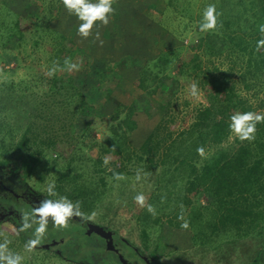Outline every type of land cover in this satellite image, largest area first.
Here are the masks:
<instances>
[{
    "label": "trees",
    "instance_id": "trees-1",
    "mask_svg": "<svg viewBox=\"0 0 264 264\" xmlns=\"http://www.w3.org/2000/svg\"><path fill=\"white\" fill-rule=\"evenodd\" d=\"M210 4L216 6L219 14L217 29L203 32L189 43L170 42L158 49L157 54L145 60L141 75L134 81L137 87L151 93L168 80L172 87L176 83L177 90L181 79L189 81L192 77L201 93V103L193 109L189 122L177 124L172 115L163 113L141 144L133 146L130 135L137 127L134 115L139 107L121 104L105 112L108 92L120 79L117 66L108 67L105 60L86 52L51 26L60 14L62 0H27L21 11H15L8 0H0V56H5L0 57V63L13 62L17 67L31 48L42 52L48 64L46 69L26 64L31 70L30 80H8L1 86L4 84V90H42L54 98L51 105L43 103L42 110L35 112L24 126H11L0 119V209H11L13 202L33 208L27 195L31 193L27 178L48 150L56 154L54 160L61 165V171L53 183L58 195L47 194L45 199L66 196L73 202L80 201L81 209L89 210L100 195L99 187L105 186L106 176L115 179V173L130 175L138 171L136 166L140 171L157 169L155 189L159 196H154L158 201L162 196L167 203L178 204V212L169 214V223L175 219L174 225L180 227L183 221L179 222L178 216L182 212L189 227L196 225L194 233L203 236L201 245L210 242L220 248L222 244L256 237L263 239L260 247L264 249V123L257 124L252 142H242L236 136L229 139L232 115L248 111L264 114V48L256 51L257 41L264 38L259 32V26L264 25V0H199L194 16L192 9L187 8L198 30ZM183 29L180 32L186 31ZM140 39L138 52L145 54L148 46H141L144 39ZM222 54L229 59V71L219 70L214 63ZM69 56L79 65L78 71L66 70ZM54 67L55 74L48 75ZM173 67L175 74L169 72ZM234 71L238 72L236 79ZM106 80L113 82L107 84ZM98 91L106 93V99L96 97ZM70 105L73 109L63 113ZM163 105L171 107L172 103L169 99ZM102 112L101 119L111 124L108 134L97 142L99 157L93 159L89 176L85 168L75 166L70 153L82 147L86 136L91 135L92 121ZM5 115L9 119L10 112ZM68 124L69 133L77 138L72 143L65 139ZM201 146L209 151L204 157L197 153ZM105 158L108 165L104 164ZM97 173L103 174L95 179ZM21 216L22 213L16 214L9 220L16 237L26 244L34 238L33 230L19 232ZM69 223L73 229L66 231L69 236L64 237L62 244H41L36 249H50L68 264H99V247L115 253L114 247L119 246V251L129 249L136 254V247L127 239L104 230L86 215L74 217ZM53 226L50 220L47 228ZM63 244L66 252L60 248ZM257 249L256 258L263 257L264 251L258 253ZM138 256L151 261L147 256ZM103 258L104 255L100 259ZM114 261L108 264H120Z\"/></svg>",
    "mask_w": 264,
    "mask_h": 264
},
{
    "label": "rangeland",
    "instance_id": "rangeland-1",
    "mask_svg": "<svg viewBox=\"0 0 264 264\" xmlns=\"http://www.w3.org/2000/svg\"><path fill=\"white\" fill-rule=\"evenodd\" d=\"M26 1L8 0L15 11H21ZM167 1L115 0L113 4L115 11L109 17V24L102 26L100 22H97L93 28L95 33L98 31L100 34L98 40L93 37L96 34L90 35L86 39L78 35V27L81 22L75 15L66 10L63 3L59 16L51 23L52 27H55L67 38L72 39L78 46L83 47L86 52L105 60L108 67L117 66V74L120 79L115 83L114 89L108 92L110 97L106 99L107 95H105L106 93L103 94L102 91H98L100 94L96 97L106 99L105 112L116 106H121V104L129 105L131 103L137 108L139 107L134 115L137 127L130 135V142L133 146L141 144L163 113L172 115L177 120V124H181L184 120L189 122L193 109L202 101L199 91L196 96L192 95L191 88L194 84L192 77L188 79L189 81L181 79L177 85V90H174L176 83L173 84V87L169 85L172 84L170 80L151 93L150 90H143L134 84V81L141 75V68L145 60H149L150 57L157 54L158 49L170 42H176L180 45L179 42L183 40V44L189 43L203 33L198 30L196 22H191V16L187 11V8H191L192 16H194L199 8V0H172L170 3ZM92 2L95 3L96 0H92ZM184 27L186 31L180 32ZM101 33L103 34L101 35ZM137 37L139 38L134 41ZM140 38L144 39L140 45L144 46L146 43L148 46L145 54L138 52L140 47L137 46V42L141 40ZM101 41H103L102 44ZM129 48H132L133 52H129ZM28 50L27 56L19 62L17 67L13 62L7 65L0 63V119L8 122L11 126L12 124L24 126L35 112L42 110L43 105H51V100L54 102V98H49V93H44L42 90H19V88L4 90V84L1 86V82L8 80L15 82L22 79L30 80L31 70L25 67L26 64L38 65L41 69L47 68L46 56L42 52H33L31 48ZM0 57L5 58L3 53ZM1 58L0 60H2ZM66 60L74 63L71 56ZM214 63L217 64L219 70H230L231 64L224 54L215 59ZM89 72L86 71L85 73ZM169 72L175 74L176 69L170 68ZM237 74L238 72L234 71L233 78L236 79ZM112 82V80H106L107 84ZM169 99L172 106H164L163 104L167 103ZM70 106L69 108L65 107L63 113L72 110L73 106ZM8 112H10L9 119L5 117V113ZM101 116H103V112L98 113L92 121L91 135L86 136L82 147L70 153L76 161L75 166L85 168L89 176H91L92 161L97 158V153L100 151L97 142L102 141L104 136L108 134V128L111 124L101 119ZM115 123L116 121L113 122V124ZM69 126L70 124L67 126L65 139L72 143L77 138L69 133ZM71 126L72 130L76 132L74 125ZM234 136L235 134L232 133L229 138L230 141ZM208 153L209 151H205V154ZM101 155L103 154L100 153ZM55 158L56 154L53 152L48 150L43 152L31 175L27 178L31 193L38 198H45L48 194V186L54 183L61 171V165L56 163ZM135 168L140 171L138 166ZM156 172L157 169L140 171L141 179L139 181L136 180L137 171L130 175L123 174L126 177L123 180L106 176V184L104 187H99L101 192L92 202V208L89 210L81 209L86 218L91 216L93 212L95 213L92 219L87 218L89 221L102 226L104 230H110V233L120 235L136 247V254L129 249L127 252L119 251V246L114 247L115 253H108L105 251L106 247L104 249L99 247L102 250H99L101 253L96 254L99 256L97 260L99 264L112 263L114 260H118L120 264H155L152 260L164 264H264V256L256 258L255 255L257 248L258 253L264 251L260 247L263 243L261 238L240 239L231 244H222L220 248H217V244L210 242L201 245L200 239L203 236L200 232L194 233L196 225H190L191 228L185 230L174 225L175 219L170 221L172 224L169 223V214L178 212V209L176 210L178 204L167 203L162 196L160 201L155 197L159 196L155 189ZM97 174L94 175L95 179L103 173ZM141 193L146 197V205L150 204L155 208V216L148 212L147 206L140 207L135 202L134 197ZM20 204L15 202L10 204L16 210L17 215L27 212ZM178 221L180 222L179 219ZM69 224L66 229H57L54 226L52 229L47 228L42 244L46 246L62 244L64 237L68 238L69 236L66 231L73 229V225ZM5 238L10 241L9 250L23 256L22 264H68L50 249H34L28 252L25 244L16 237L13 224L8 219L0 220V243H3ZM88 244L90 245L92 242L89 241ZM98 244L100 243L98 242ZM60 248L66 252L64 244L60 245ZM139 254L147 256L151 261L141 259ZM103 255L104 258L100 259Z\"/></svg>",
    "mask_w": 264,
    "mask_h": 264
},
{
    "label": "clouds",
    "instance_id": "clouds-1",
    "mask_svg": "<svg viewBox=\"0 0 264 264\" xmlns=\"http://www.w3.org/2000/svg\"><path fill=\"white\" fill-rule=\"evenodd\" d=\"M62 3L66 10L77 17L81 22L78 27V35L83 38H88L92 35V30L96 26L97 22H100L102 26L109 24V17L114 13L115 9L113 4L115 0H96L95 3L92 0H62ZM218 13L214 4L208 5L203 12V19L199 24V30L201 32H208L217 29L218 26ZM259 32L264 35V25L259 26ZM99 32H96V39H99ZM103 41H101V44ZM264 48V38L257 41L256 51L259 52ZM66 70L71 72L73 70L78 71L79 65L71 63L70 60H65ZM56 68H52L48 75H54ZM191 92L193 96L198 94V89L195 84L192 85ZM231 123L229 125L232 133L240 141L252 142L255 140V134L257 131V124L264 123V114L256 113L252 111L236 114L230 117ZM197 153L201 157L205 156V149L201 146L197 148ZM109 160L105 158L104 164L108 165ZM114 178L116 180H123L126 177L123 174L115 173ZM141 179L140 171H137L136 180ZM49 196H57L55 191V185L50 184L47 188ZM135 202L140 207L147 206V210L153 216L156 215L155 208L152 205H146V197L141 193L134 197ZM84 213L81 211V202H73L66 196H60L58 199H44L36 207H33L30 211L23 212L21 216V226L19 232H27L32 229V236L26 244L25 248L28 252L33 251L37 246L41 245L44 241L49 221L51 220L54 227L57 229H66L69 224V220L74 217H84ZM95 216L93 212L88 219H92ZM178 219L183 221L180 225L182 229L187 230L189 228V222L184 219L181 214ZM10 241L5 238L3 243H0V264H22L23 256L14 253L9 250L8 245Z\"/></svg>",
    "mask_w": 264,
    "mask_h": 264
},
{
    "label": "flooded vegetation",
    "instance_id": "flooded-vegetation-1",
    "mask_svg": "<svg viewBox=\"0 0 264 264\" xmlns=\"http://www.w3.org/2000/svg\"><path fill=\"white\" fill-rule=\"evenodd\" d=\"M28 194V196H29V200H31L33 203H31L32 204V207H36V206H38L39 204H40V202L41 201H43L45 198H38L37 196H34V194H32V193H30V192H27ZM21 205V207H22V205H23V207H24V209L26 210V211H29L30 210V208L28 207V206H26L25 205V203H21L20 204ZM28 209H27V208ZM32 209V208H31ZM15 212H16V210H14ZM14 211H13V209H12V207H11V209L10 208H8V206H4L3 208H1L0 209V220H6V219H10L11 218V216H15L16 214L14 213Z\"/></svg>",
    "mask_w": 264,
    "mask_h": 264
},
{
    "label": "crops",
    "instance_id": "crops-1",
    "mask_svg": "<svg viewBox=\"0 0 264 264\" xmlns=\"http://www.w3.org/2000/svg\"><path fill=\"white\" fill-rule=\"evenodd\" d=\"M92 32H93L92 35L96 34V33H95V30H93ZM102 34H103V33H101V35H102ZM93 37H96V35H94ZM138 38H139V37L135 38L134 41L137 40ZM130 47H132V46H130ZM128 51H129V52H133L132 48H129ZM127 62H129V61L127 60ZM124 63L126 64V61H124Z\"/></svg>",
    "mask_w": 264,
    "mask_h": 264
}]
</instances>
